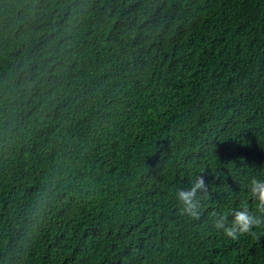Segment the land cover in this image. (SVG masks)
Returning <instances> with one entry per match:
<instances>
[{
  "label": "trees",
  "instance_id": "1",
  "mask_svg": "<svg viewBox=\"0 0 264 264\" xmlns=\"http://www.w3.org/2000/svg\"><path fill=\"white\" fill-rule=\"evenodd\" d=\"M253 176L264 0H0V264H264Z\"/></svg>",
  "mask_w": 264,
  "mask_h": 264
},
{
  "label": "clouds",
  "instance_id": "2",
  "mask_svg": "<svg viewBox=\"0 0 264 264\" xmlns=\"http://www.w3.org/2000/svg\"><path fill=\"white\" fill-rule=\"evenodd\" d=\"M207 185L202 176L196 177L191 181V186L187 189H178L176 191V200L181 214L190 218L199 219L200 216V197L199 193L205 192ZM246 191L248 196L255 202L256 212H252L248 207L233 209L231 221L228 216L222 212L211 213L214 229L236 240L240 236H255L254 229L264 227V179H258L253 176L247 183Z\"/></svg>",
  "mask_w": 264,
  "mask_h": 264
}]
</instances>
